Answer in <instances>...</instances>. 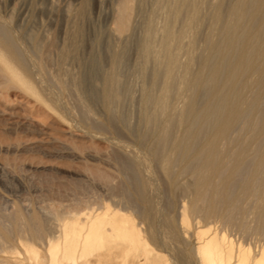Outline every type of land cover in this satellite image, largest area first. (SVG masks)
<instances>
[{
  "label": "rangeland",
  "instance_id": "obj_1",
  "mask_svg": "<svg viewBox=\"0 0 264 264\" xmlns=\"http://www.w3.org/2000/svg\"><path fill=\"white\" fill-rule=\"evenodd\" d=\"M174 2L178 5L176 0H133L131 20L122 33L115 23L120 0H0V25L10 32L32 71L28 77L18 68L29 79V89L19 84L18 77L7 75L0 63L1 224L10 225L19 216L37 213L54 226L69 218L104 212L109 205L135 220L148 246L165 257L167 264H194L188 260L192 238L180 228L183 209L191 231L197 224L206 231L214 219L205 221L190 211L193 196L182 187L193 181V175L178 176L172 186L160 168L169 147L161 149L166 153H156L151 135L155 123L151 124L157 120L154 116L158 115V121L166 117L156 125L169 126L173 134L169 137L179 129L172 123L175 114L166 116L158 102L160 96L168 99L159 89L161 69L155 56L142 52L148 27L156 38L151 45L158 47L159 27L168 16V5ZM210 2L195 0L197 15L205 17L204 26L201 21L197 27L195 56L204 51ZM186 12L188 8L183 6L172 25L174 30L180 28ZM174 51L179 54L178 64H183L185 47ZM154 69L160 71L155 81L151 76ZM114 72L118 82L110 86L108 95L106 77ZM181 73L177 69L175 83ZM146 88L155 99L145 104L147 111L152 109L147 117L142 102ZM174 98L168 100L171 105L183 108L182 99ZM131 172L148 185L150 218L143 217V204L132 192ZM257 189L258 198L264 191L260 186ZM205 192L208 202L221 203L220 196ZM256 203L249 199L241 203L245 208L239 203L244 214L231 213L232 221L216 224L226 236L253 249L264 246ZM51 230L56 236L55 229ZM18 237L13 234L4 239L0 232V256L8 249L21 251Z\"/></svg>",
  "mask_w": 264,
  "mask_h": 264
},
{
  "label": "bare ground",
  "instance_id": "obj_2",
  "mask_svg": "<svg viewBox=\"0 0 264 264\" xmlns=\"http://www.w3.org/2000/svg\"><path fill=\"white\" fill-rule=\"evenodd\" d=\"M132 1L120 0L115 17L118 32L123 33L129 26ZM176 2L178 5L175 2L168 5V16L159 27L158 47H152L155 35L148 27L142 52L147 57L154 54L156 61L153 60L161 69L159 89L166 99L181 98L184 105L183 108L172 106L163 96L156 99L166 116L168 112L175 114L172 123L179 129L177 135L169 137L173 135L169 126L156 125V122L161 123L165 114L160 121L158 115L154 116L157 120L154 119L151 125L155 123L159 128L156 133L153 126L155 133H151L152 130L150 133L156 153L164 152V149L161 151L164 145L169 147L165 158L160 154L163 159L160 168L168 175L172 186L178 176L193 175V181L182 187L183 191L192 193L190 211L205 221L214 219L213 226L206 231L199 229L198 224L191 231L184 207L180 228L192 238L189 240L192 242L190 259L186 260L194 264H264V246L253 249L250 245L235 242L216 225L232 221L231 213L242 212L241 208H245L242 204L251 199L257 201L256 217L262 222L260 229L264 234V194L258 198L255 195L258 186L264 191V0H211L206 17L205 46L200 56L194 55V46L196 38L198 41L197 27L205 17L197 15L195 0ZM183 6L188 8L186 18L180 28L174 30L172 25ZM182 47H185V62L178 64L179 54L174 49L180 51ZM0 63L7 75L18 77L20 85L32 89L26 77H31L32 73L28 62L10 32L1 25ZM177 69L182 72L177 80L179 86L174 82ZM152 72L155 81L160 71L154 69ZM117 82L116 72L106 77V94ZM148 89H143L142 93L143 110H146L145 104L154 99ZM148 112L152 113V109L151 112L146 110L145 117ZM130 175L132 192L143 204V217L150 218L152 206L148 185L137 173L131 172ZM206 190L220 196L221 203L208 202ZM130 196L134 198V195ZM121 212L106 205L104 212L69 218L54 226L37 213L19 216L10 225L0 223L2 237L10 239L17 234L22 246L21 251L8 249L6 255L0 256V264H167L165 257L148 246L135 220ZM52 228L57 232L56 236L49 232ZM22 233L27 237H22ZM154 237L152 233L151 239Z\"/></svg>",
  "mask_w": 264,
  "mask_h": 264
}]
</instances>
